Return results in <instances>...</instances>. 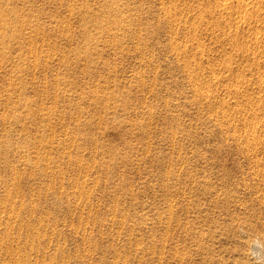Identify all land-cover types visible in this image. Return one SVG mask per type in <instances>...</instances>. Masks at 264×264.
Wrapping results in <instances>:
<instances>
[{
    "label": "rangeland",
    "instance_id": "1",
    "mask_svg": "<svg viewBox=\"0 0 264 264\" xmlns=\"http://www.w3.org/2000/svg\"><path fill=\"white\" fill-rule=\"evenodd\" d=\"M0 237V264H264V0H0Z\"/></svg>",
    "mask_w": 264,
    "mask_h": 264
},
{
    "label": "bare ground",
    "instance_id": "2",
    "mask_svg": "<svg viewBox=\"0 0 264 264\" xmlns=\"http://www.w3.org/2000/svg\"><path fill=\"white\" fill-rule=\"evenodd\" d=\"M259 184V183H258ZM256 187H257V185H256ZM254 188V187H253ZM12 199V198H11ZM8 229H9V227H7ZM10 230V229H9ZM1 238V237H0ZM1 240V239H0ZM28 246H29V244H28ZM255 248V247H254ZM9 252V251H8ZM27 253V252H26ZM42 253V252H41ZM10 258V257H9ZM24 258V257H23ZM14 262V261H13ZM12 262V263H13ZM3 264V263H2ZM10 264V263H9ZM16 264V263H15Z\"/></svg>",
    "mask_w": 264,
    "mask_h": 264
}]
</instances>
